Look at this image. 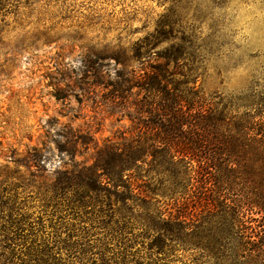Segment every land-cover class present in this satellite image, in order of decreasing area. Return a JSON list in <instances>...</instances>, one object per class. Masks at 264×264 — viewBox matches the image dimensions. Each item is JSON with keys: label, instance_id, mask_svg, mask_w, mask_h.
I'll return each mask as SVG.
<instances>
[{"label": "trees", "instance_id": "trees-1", "mask_svg": "<svg viewBox=\"0 0 264 264\" xmlns=\"http://www.w3.org/2000/svg\"><path fill=\"white\" fill-rule=\"evenodd\" d=\"M180 24V8L171 7L130 54L111 56L121 68L109 71L104 104L137 137L100 147L94 136L60 133L61 142L28 146L11 157L14 169L0 171V185L12 182L0 192V247L12 257L24 264H264V95L207 96L199 77L183 71L201 51ZM101 77L97 69L96 86ZM51 142L69 166L48 168ZM80 145H93L91 163L77 160ZM187 164L195 185H187ZM20 191L51 211L48 237L23 212ZM199 202L206 215L197 218ZM256 214H263L259 224Z\"/></svg>", "mask_w": 264, "mask_h": 264}, {"label": "rangeland", "instance_id": "rangeland-1", "mask_svg": "<svg viewBox=\"0 0 264 264\" xmlns=\"http://www.w3.org/2000/svg\"><path fill=\"white\" fill-rule=\"evenodd\" d=\"M175 6L180 8L179 30L187 35L188 28L200 44V60L182 66L185 74L199 77L198 88L207 96L237 97L250 91L264 95V0H0V171L14 169L11 157L25 153L28 146L49 138L61 142L62 137H56L60 133L94 136L100 147L107 140L123 143L124 135L137 137L132 123L127 118L118 121L119 114L104 104L109 71L121 68L111 56L130 54ZM169 46L165 42L156 51ZM191 66L198 71L190 73ZM97 69L102 73L100 86L95 85ZM50 145L48 168L69 166V159L62 160L55 144ZM87 148L80 145L78 161L92 162L95 150L93 145ZM192 168L197 170L196 162ZM188 169L187 164V181ZM11 183L1 184L0 192ZM11 195L4 193L3 198ZM25 199L23 212L44 225L39 235L48 237L53 232L47 217L51 211L44 212L43 202ZM203 209L204 202H199L192 216L206 215ZM262 216L254 215L256 224ZM3 223L0 219V235ZM6 250L0 247V264H24Z\"/></svg>", "mask_w": 264, "mask_h": 264}]
</instances>
